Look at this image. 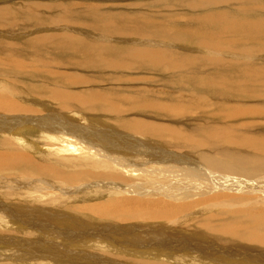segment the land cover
Listing matches in <instances>:
<instances>
[{
    "label": "rangeland",
    "instance_id": "374dc122",
    "mask_svg": "<svg viewBox=\"0 0 264 264\" xmlns=\"http://www.w3.org/2000/svg\"><path fill=\"white\" fill-rule=\"evenodd\" d=\"M225 15L238 23L223 30L215 21H223ZM122 18L126 23L121 20ZM130 33L136 35L140 42L127 39ZM212 34H216V40L211 38ZM261 50H264V0H0V91L4 87L18 88L31 97V102L36 99L49 100L59 92L91 94L95 91L105 96L136 98L137 101L141 96L149 102L167 105L175 104V95H180L182 103L187 107L190 106L187 102L189 99L197 100L198 105L204 109V114L194 111L159 114L155 110H149L151 119L163 121L162 126L168 128L169 134L164 136L165 140L169 139L172 130L180 132L184 140L190 138L203 140L207 133L200 131L212 124H244L247 129L251 122L264 123L263 115H250L247 119L238 118L228 122L219 117H211L216 115L215 101H220L216 88L212 87H221L224 84L242 85L244 72L239 68L264 67V51L258 53ZM148 51L166 52L163 58L151 63L159 66L150 68L144 65L143 57ZM128 54L129 57H126ZM116 60L123 61L125 67L112 64L113 70L104 73L103 79L108 78L105 81L93 79L96 71L88 70L85 65L87 61L110 63ZM189 61L201 63V68H190L185 72L184 68ZM144 66L155 69V72L151 73ZM51 67H54L53 73L49 76L44 75L43 71ZM37 68L42 72L36 73ZM83 72L87 74L84 75ZM62 75L84 76L87 82L85 85L77 86L68 83ZM263 78L264 76L262 80ZM167 81L169 83L165 85ZM257 88L260 92L253 90L255 95L251 92L250 95L256 97L254 103L262 102L260 105L262 106L264 92L262 86L257 85ZM164 91L170 95L164 94ZM119 105L130 110L123 111L119 118L112 115L113 121L145 118L141 111L142 106ZM39 108L38 106L37 109ZM89 109L99 117H104V112H110L106 106ZM100 127L105 129L104 134L113 141L118 139L120 129L115 122L102 121ZM22 132L27 144H36L44 148L43 139L35 129ZM3 138L1 135L0 141ZM3 149L0 147V152ZM30 152L27 156H31L37 162H44L49 158V154L40 151ZM50 163L57 165L55 161ZM20 170L17 168L13 172L7 171L0 174V177L9 178L11 175L10 179H19L22 173H25ZM30 171L26 176H38L34 170ZM77 172L73 171V175ZM42 177L52 178L47 174H43ZM42 179L44 182L49 181ZM121 186L123 185L116 187ZM123 188L125 189V186ZM3 191H6L4 195ZM11 191L12 186L0 190V200L8 205L13 203L20 206H8L6 212L9 216L0 213V264H102V260L128 264L136 262L156 264L160 262L161 257L166 264H204L200 259L183 253L178 248L177 254L166 251L157 257H151V254L139 255L134 247H127L121 243L122 239L113 238L118 234L101 235L98 230H93L92 224L100 226V222L90 218L87 214L89 211L81 210L80 213L76 207L82 205L81 209H91V206L104 202L109 197L91 200L88 198L89 195L82 191H78L77 196L71 195L72 197L70 195L62 197L58 194L56 205L49 204L44 208L42 204L43 208L47 209L43 212L36 211L40 204L38 205L37 200L30 199L27 193L14 198L16 200L14 202H8L6 195ZM80 195L84 199H81ZM120 197L126 198L128 195L121 194ZM137 197L141 198L140 195ZM57 211L64 214L60 215ZM54 212L57 215L49 218L48 214ZM30 215H34L36 219V216L40 217L37 220L43 224L42 231L40 225L32 229L25 224ZM104 220L105 223L101 225L109 224L113 227L116 224L110 218ZM182 221L178 219L173 225L162 221L159 225L141 221L140 226L155 231L159 228L160 235H166L175 241V248L186 240L207 249L204 243L207 241L205 238L208 236L207 230L203 233L202 229L196 230L194 226H187L185 222L180 223ZM215 222L219 224V221ZM115 227L119 228L120 225ZM129 228L126 226L124 231L136 234V231ZM8 234L24 239L22 244L25 245L20 247V253L14 241L10 240L11 245L9 243L4 245ZM53 236L52 241L48 240ZM208 240L224 245L220 248L218 258L222 260L227 252L229 255L224 261L228 264L243 262L245 253L248 258L252 257L253 252H248L250 249L247 245L239 247L240 244L221 240L215 235H211ZM60 250L63 252H58ZM93 257L97 258V261L92 262ZM23 259L26 260L24 263L21 262Z\"/></svg>",
    "mask_w": 264,
    "mask_h": 264
},
{
    "label": "bare ground",
    "instance_id": "6f19581e",
    "mask_svg": "<svg viewBox=\"0 0 264 264\" xmlns=\"http://www.w3.org/2000/svg\"><path fill=\"white\" fill-rule=\"evenodd\" d=\"M123 22L126 23L124 20ZM215 22L223 30L238 23L236 20L231 21L226 15L223 21ZM215 37L216 34L211 35L214 40H216ZM106 38L109 39V37ZM127 39L140 42L132 33L127 36ZM159 52L148 51L143 57L144 65L150 68L159 66L156 63L151 64L157 62L154 60L163 58L166 53ZM128 53L131 54V52ZM129 54L126 57H129ZM114 63L121 68L125 67V63L118 60L110 63L87 61L85 65L88 70L96 71L93 79L105 81L108 78L103 79L104 73L113 70L111 66ZM145 68L151 73L155 72V69ZM190 68H201V63L189 61L184 68L185 72ZM53 70L54 67L47 68L43 73L49 76ZM239 70L244 72L242 85L224 84L221 87H212V89L216 88L220 101H215L216 115L211 117H219L226 122L238 118L247 119L250 115H263L264 118V105L260 106L262 102L254 103L256 97L250 95V92L254 94L253 90L260 92L257 85L262 86V92H264V80H262L264 67L239 68ZM40 72L42 71L37 68L36 73ZM83 74L87 73L83 72ZM62 77L68 83H74L77 86L85 85L87 82L84 76L80 75H62ZM252 80L258 82L255 83ZM168 83V81L165 82V85ZM251 86L254 88L250 89ZM164 94L170 95L166 91ZM174 98L176 103L167 105L149 102L141 96L137 101L136 98L124 96H105L96 91L91 94L59 92L49 100L36 99L31 102V97L22 90L12 86L4 87L0 91V136H4L0 141V147L4 148L0 152V174L7 171L13 172L17 168L25 173H22L18 180L10 179L11 175L9 178L2 175L0 190L7 189L8 186L13 187L10 193L16 195L7 194L8 202H14L16 201L14 198L27 193L30 199L37 200L38 205L40 204L36 211L43 212L47 210L44 208L49 204L56 205L58 194L62 197L75 194L77 196V192L82 191L89 195L87 197L90 199L109 197L104 202L91 206V209H81L82 205L81 207L78 205L79 208L76 207V210L89 211L87 214L90 218L100 222V226L92 224L93 230H98L101 235L118 234L113 238L122 239L121 243L127 247H134L139 255L151 254V257H157L166 251L176 253L178 248L183 253L200 259L204 264H228L224 261L229 255L227 252L222 260L218 258L220 248L224 245L208 240L211 235H215L221 240L238 243L239 247L247 245L250 249L248 252H253L252 257L248 258L245 253L243 262L232 264H264V123L251 122L247 126L248 131L244 124H212L200 131L207 133L203 140L196 138L184 140L180 132L172 130L169 139L165 140L164 136L169 134L168 128L162 126L163 121L151 119L149 110H155L159 114L162 112L178 114L187 113V111L204 114V109L198 105L197 100L189 99L187 102L190 106L187 107L182 103L180 95H175ZM119 104L142 106L141 111L145 118L113 121L112 115L119 118L123 111L130 110L122 108ZM38 106L39 109H37ZM95 106H106L110 112H104V117H99L89 109ZM79 110L89 111L80 112ZM65 113L69 114L65 115ZM102 121L116 123L120 129L117 140L113 141L104 134L105 129L100 127ZM158 122L162 123L158 124ZM164 124L167 125L166 122ZM27 129L36 130L43 139L44 148L36 144L29 145L24 141L22 131ZM28 150L49 154V158H46L44 162H37L31 156H27L31 153ZM50 161H55L57 165L51 164ZM30 170L37 172L38 176H26L31 172ZM73 171H78L75 173L76 176L73 175ZM43 174L51 175L52 178L42 177ZM42 178L49 179L48 183ZM114 183L116 186H125V189L123 186H114ZM5 192L2 194L4 195ZM121 194H127L128 197H120ZM138 195L141 198L137 197ZM81 199L84 198L81 197ZM8 206L20 205L13 203L8 205L0 200V213L9 216L6 212ZM57 212L60 214L59 211ZM48 215L50 218L57 213ZM82 215L84 217L85 214ZM28 217L25 224L32 229L40 225V231H42L43 224L37 220L40 217L36 216L37 219L34 215ZM104 218L114 220L116 223L114 226L120 225V227L101 225L106 221ZM178 219L183 220L180 223L185 222L187 226H194L196 230L202 229L203 233L207 230L208 236L205 237L207 241H204L207 249L186 240L180 242L175 248V241L171 237L160 235L159 228L155 231L140 226L141 221L156 225L168 222L169 225H173ZM215 221H219V224ZM126 226L136 231V234L125 232ZM92 232L94 234V231ZM50 238L48 240L52 241L54 236ZM79 238L83 237L79 236ZM6 240L4 245L10 244V240L16 243L18 253L21 252L20 247L25 245L22 244L24 239L18 236L8 234ZM236 249L242 251L239 248ZM91 260L95 262L97 258L93 257ZM25 261L23 259L21 262ZM102 261L104 263L105 260ZM162 263L166 264L161 257L160 262L156 264ZM104 264L128 263L109 260Z\"/></svg>",
    "mask_w": 264,
    "mask_h": 264
}]
</instances>
